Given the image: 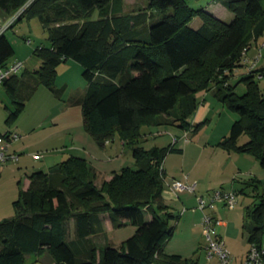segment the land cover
<instances>
[{"label":"trees","instance_id":"obj_1","mask_svg":"<svg viewBox=\"0 0 264 264\" xmlns=\"http://www.w3.org/2000/svg\"><path fill=\"white\" fill-rule=\"evenodd\" d=\"M113 2L0 0V11L8 18L17 14L5 30L24 14L47 26L49 45L32 50L40 61L32 72L37 83L60 98L64 87H55L57 66L67 59L78 62L86 85L71 94L68 103L80 105L82 125L98 146L118 138L137 164L135 169L123 166L113 171L99 186L81 156L69 155L48 171L31 172L28 187L13 201L16 215L0 220V264H25L32 253H48L54 264H197L163 248L177 215L161 199L162 162L168 152H181V146L171 138L163 146L145 148L141 142L147 125L197 131L204 121L190 124L186 119L197 107L200 90L212 89L237 116L217 146L247 154L264 168V87L259 85L264 77H257L262 68L233 80L224 74L237 66L244 47L264 35V0H219L232 13L229 21L204 7L191 8L186 0H146L152 14L138 11L125 18H131L130 23L121 19L118 24ZM194 17L202 21L197 29L189 25ZM141 25L145 27L136 29ZM5 30L0 33V68L14 52ZM18 82L16 73L2 82L13 101L12 108L5 105L7 123L24 108L26 98L16 93ZM239 83L242 93L235 89ZM244 134L247 140L238 142ZM252 181L258 180L252 177L248 183ZM256 195V203L245 210L252 219L246 235L249 244L261 248L264 193ZM100 213H108L114 227L134 225V233L120 247L105 244L97 249L89 236L101 229Z\"/></svg>","mask_w":264,"mask_h":264},{"label":"crops","instance_id":"obj_2","mask_svg":"<svg viewBox=\"0 0 264 264\" xmlns=\"http://www.w3.org/2000/svg\"><path fill=\"white\" fill-rule=\"evenodd\" d=\"M203 7L221 20L225 21L226 18H232V13L228 11L220 2L217 3L213 1ZM148 11L149 15L154 12L153 9H149ZM7 19V15L3 11H0V25ZM201 23L202 21L199 17H194L190 21L189 25L194 29H197L200 27ZM146 25L149 24L147 23ZM144 27L145 26L141 25L136 29H143ZM142 34L147 35V27L146 31L144 30ZM253 53L254 45L250 47L248 56L251 57ZM16 60H22L24 62L23 69L16 73L19 80L16 93L19 97H25L26 99H24V108L18 117L10 123H7L5 120L4 122L10 126L15 121H18L15 128L20 134H22V137L18 141L14 142L12 146V149L18 153V159L16 161L0 165V178L5 171H10L13 177L17 180V193H19L20 189L24 190L28 187L30 181L29 175L31 172L36 170L48 171L51 167L69 155H76L81 157L88 156L91 159L87 160L93 169L94 183L97 186H99L103 181L109 180L113 175V171L118 170L117 167L111 166L110 164L117 161L118 158H115V156H123L128 153V155L132 157L131 151L122 144L121 140L118 139L121 149L117 152L119 147L116 145L117 138L106 142L103 147H100L95 143L82 125L80 105L70 104L68 103L69 97H64L66 83L60 86L64 87L62 96L60 98L57 97L58 99L63 101L65 100V102H67V105L60 109L64 112L60 111L59 114L52 113V115H50V110L48 112L47 110H43L41 113L33 112V114L28 117L30 118L28 122L27 119H23L24 121L21 120L20 115L26 111L27 103H31V101L36 102V99L40 96L44 99L47 97L51 101V97L47 96V94H45V92L40 88L41 86H46L38 84L32 76V72L40 64L39 59L33 54L18 53L13 59L9 58L8 64ZM69 60L72 59H67L66 61ZM74 62L80 65L78 62ZM71 66H74V64H71L70 67ZM243 69L244 66L239 67V73L243 72ZM79 70L82 71V67L79 68ZM236 76L232 77V80ZM0 84L3 85L2 83ZM51 94L54 95L52 92ZM210 94H213L212 89H203L196 93V98L200 99V102L198 101L199 106L198 108L196 107L193 113L187 117L186 121L188 123L194 124L201 121L205 122L209 119L210 106L208 105L206 98ZM54 97L56 98L55 95ZM46 118H50L51 123L46 124ZM159 127L161 129L158 132L167 133L169 138L172 134L181 135L184 131L181 128L167 124L159 125ZM222 127V131H220L216 137L217 141L209 142L206 140L200 144L196 138V140L192 143L183 144L182 142V144L179 145L181 146V152H176V154L175 152H168L162 162L164 179L161 199L162 202L167 205L168 210L177 215V218L173 220V232L163 245L164 251L166 253H177L183 257L193 258L197 264H210V261H213V259L207 260L204 255L206 240L203 236L201 228L203 210L197 208V196H203L207 200L204 212L210 213L212 216L216 217L217 220H219L220 223L216 224L215 227L216 233L224 238L226 247L236 259L238 252L236 251L237 245L235 240L239 237L238 233L240 231V227L238 225L239 223H237L236 220L237 213L234 212L231 220L219 218L218 211L220 210V206L218 205L221 202L215 204V202L219 201L211 202L209 197L215 189L236 190L235 192L239 198L238 202L242 199V194L244 193L245 197L241 200V203L244 208L246 207L245 210H247L252 207L254 203H256V194L260 190L261 178L264 176L258 166L259 164L257 163V160H254L253 157L242 153H229L217 146L218 141L227 135L225 131V122ZM66 144L69 145L66 146ZM167 144H169V142ZM220 150L225 153H229V156H224L222 159ZM189 152L197 153V156L193 163L187 164L185 157ZM34 154H40V156L34 157ZM200 160L201 164L206 168V174L203 176H197L194 174L195 167L199 165ZM107 162L108 166L111 168L109 167V169H104V164L106 165ZM258 175L261 176V178H257ZM184 176H186V178H184ZM252 177L256 178L259 182L252 181V183H248ZM173 178L185 179L189 182L195 183L194 191H173L169 187ZM237 184L240 185L239 189L236 188ZM253 186L255 189L252 188ZM262 193H264V190H262ZM98 217L102 225L101 229L98 232L91 234L89 239L102 237L105 239L101 243L102 246H104L107 244L105 233L107 230L113 229L114 226L110 221L108 213H100ZM145 217L146 219H150L151 215L147 214ZM68 228L70 234L72 235L74 231V221L72 219L68 223ZM175 235H178V238H180L182 245L185 246L186 249H178L177 247L171 246V241ZM243 235H245V233H243ZM245 241L247 243L246 245L244 242L242 243L244 252L243 258H245V254L249 247L247 235H245ZM239 245H241L240 239H238V246ZM195 254H197V256H195ZM202 256L204 257L203 259L206 263L201 262ZM214 263L219 264L218 259H216Z\"/></svg>","mask_w":264,"mask_h":264},{"label":"rangeland","instance_id":"obj_3","mask_svg":"<svg viewBox=\"0 0 264 264\" xmlns=\"http://www.w3.org/2000/svg\"><path fill=\"white\" fill-rule=\"evenodd\" d=\"M217 2L219 3V0H186V3L191 8H200L205 5H207L210 2ZM146 0H114L112 7L113 11V17L116 19V24L127 20L125 18H129V16H134L135 14L140 12H144L146 16H149V11L146 8ZM119 8V9H118ZM138 10V11H137ZM95 16V14H94ZM131 19V18H130ZM127 20V23H130L132 20ZM140 20L141 18L138 17ZM230 18H226L225 21H229ZM10 18H8L5 22L2 23V25H6ZM140 25V24H139ZM5 35L12 44L14 48V53L10 57V59H13L14 56L18 53L23 54H32V50L39 45L42 46H48L49 45V38H48V31L47 26L43 24L38 17L36 16H29L27 14H24L21 16L17 21H15L12 26L8 27L5 30ZM71 64H74V66H71ZM81 68L80 65L75 63L72 60L61 62L57 66V75L55 79V87H60L62 84L66 83V89L64 92V97L68 98L71 94L75 92H80L85 87V81L81 76V71L79 70ZM232 76V75H231ZM234 77V76H232ZM259 85L261 87H264V80H260ZM41 90L47 94V96L51 97L48 99L47 97L42 98V96L38 97L35 101H31V103H27L26 111L23 112L20 116L21 120L27 119V122L30 120L28 118L33 112L41 113L43 110H47V112L50 110L51 114H56L61 111L60 109L63 108L65 105H67V102L65 100L55 98L54 95L51 94V92L47 89V87H40ZM236 92L242 93L244 90L243 84L239 83L236 86ZM208 105L210 106V115L209 119L206 120L201 127L195 131V132H189L188 133V141L184 142L183 144L192 143L196 140L200 144H202L204 141L214 142L217 141L216 137L218 136V133L222 131L223 124L225 122V131L228 134L231 123L233 120L237 117L234 112L229 111L226 109L222 103L216 98L214 94H210L207 98ZM197 101L200 102V99L197 98ZM12 98L11 95H9L3 85L0 84V132L5 131L7 129H16L15 126L17 125L18 121H15L10 126H8L4 120L6 116V110L5 105L9 108H12ZM197 104V108H198ZM65 110V109H64ZM64 112V111H61ZM44 115V114H43ZM23 120V121H24ZM169 120V119H168ZM228 121V122H227ZM22 122V121H21ZM51 123L50 118H46V124ZM227 123V124H226ZM229 123V124H228ZM228 125V126H227ZM159 126H143L142 127V133H143V140L141 142V145L145 148L151 147L153 145L157 146H163L167 145L168 142H170L169 135L164 132H158L160 131ZM163 129V128H162ZM247 140V135H242L238 142H243ZM119 140L117 138L116 145H118L117 152L120 151L121 147L119 145ZM182 144V142L178 141L176 143V146H179ZM69 144H66V146ZM115 145V146H116ZM129 152V151H127ZM222 159L224 156L228 157L229 153H225L224 151L220 150ZM176 154V152H175ZM197 153L189 152L186 154V162L187 164L193 163L196 160ZM86 160H91L88 156L84 157ZM115 158H118L116 162L110 163L111 166L117 167L119 170L123 166H130L132 168H137V164L135 160H133V157L129 156L128 153L123 156H115ZM87 160V161H88ZM255 160V159H254ZM89 162V161H88ZM258 163V161H257ZM259 164V163H258ZM262 175H264V168H262L260 165H258ZM110 166H108V162L106 165L104 164V169H109ZM111 168V167H110ZM194 174L197 176H203L206 174V168L201 164V160L199 161V165L195 167ZM261 176H257V178ZM252 183V182H251ZM236 188H240V185L237 184ZM254 189V186L252 187ZM262 190H264V176L261 178V184H260V190L258 191L259 195H262ZM236 191V190H235ZM18 188H17V180L13 177V175L10 173V171H5L1 178H0V220L5 218H12L16 215L15 208L13 206V201L18 197ZM185 192V191H183ZM245 197L244 193L242 194V199ZM235 204V207L230 209L228 208L224 203H220L218 206H220L219 218L224 220H231L232 215L234 212L237 213L236 220L237 223H239L240 231L238 233L239 237L235 240L236 242V251L237 257L234 258L233 254L231 255V264H242L244 252H243V246L242 243L246 245L245 241V235L248 233L249 227L252 224L251 217L245 212V208L243 204L241 203V200ZM257 199V198H256ZM258 200V199H257ZM244 211V213H243ZM214 219H217L214 217ZM244 225V226H243ZM135 227L134 225L127 223L120 226H116L113 229H109L106 231V241L108 245L114 246V247H120L121 243L130 237L134 233ZM232 233V232H231ZM245 233V235H243ZM233 237V236H232ZM238 239L241 240L240 248L238 246ZM104 238H97V239H91V242L94 244V246L99 249L102 246V241H104ZM250 245V244H249ZM172 247H177L178 249H186L185 246L182 245L180 238H178V235L173 237L171 241ZM249 249V247H248ZM247 249V251H248ZM197 253V252H196ZM247 254V252H246ZM245 254V256H246ZM205 255V254H204ZM197 256V254H195ZM78 259H82V256H77ZM204 257H201V262H204ZM213 261H210V264H215L214 261L217 259L216 257L212 258ZM241 259V260H240ZM208 262V261H207ZM25 264H54L52 258L48 253H43L41 255H36L35 253L29 254L26 263ZM220 264V263H219Z\"/></svg>","mask_w":264,"mask_h":264},{"label":"built area","instance_id":"obj_4","mask_svg":"<svg viewBox=\"0 0 264 264\" xmlns=\"http://www.w3.org/2000/svg\"><path fill=\"white\" fill-rule=\"evenodd\" d=\"M17 14L10 17V20L6 25H0V33L5 30L7 26L13 21ZM249 47L246 46L242 49L241 55L235 66L231 71L229 69L224 70V74H231L232 76L239 75L241 73L249 72L258 68H262L257 73V77H264V35L254 45V53L251 57L248 56ZM243 67V72L239 73V67ZM24 67L22 60H16L5 67L0 68V83L3 82L8 76L20 72ZM231 76V77H232ZM192 128H190L191 130ZM189 130L183 131L180 136L170 135L171 142L176 144L178 141H188ZM22 137L16 129H7L0 132V165L8 162H13L18 159V153L12 149L13 143L18 141ZM34 157L40 156V154H34ZM186 178V176H184ZM169 187L175 192H193L195 189V183L189 182L185 179L173 178L169 184ZM211 202L219 201L224 203L228 208L235 207L237 202V193L234 190H214L209 197ZM207 200L203 196H197V208L203 210L201 218V228L203 236L206 240L205 245V258L207 260L216 257L220 264H231L230 251L226 247L224 238L216 233V224L220 223L219 220L214 219L209 213L204 212L206 208ZM262 256H264V245L257 247L255 244H250L247 254L244 258L243 264H262Z\"/></svg>","mask_w":264,"mask_h":264}]
</instances>
